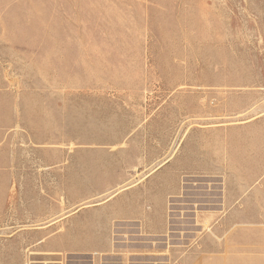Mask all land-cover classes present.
<instances>
[{"label":"rangeland","instance_id":"374dc122","mask_svg":"<svg viewBox=\"0 0 264 264\" xmlns=\"http://www.w3.org/2000/svg\"><path fill=\"white\" fill-rule=\"evenodd\" d=\"M0 104L23 158L0 264H178L228 184L211 158L264 121V0H0ZM106 223L112 253L60 251Z\"/></svg>","mask_w":264,"mask_h":264},{"label":"crops","instance_id":"0c3cea01","mask_svg":"<svg viewBox=\"0 0 264 264\" xmlns=\"http://www.w3.org/2000/svg\"><path fill=\"white\" fill-rule=\"evenodd\" d=\"M15 111L9 104H0V191H10L11 177L19 175L22 167ZM245 128L247 136L243 140L246 141H241V148L227 152L224 164L211 158L210 170L226 174L230 185L221 188L217 206L210 209L211 230L200 235L199 247L180 252L178 264H264V121L251 122ZM200 162H195L196 169L202 167ZM4 184L9 186L6 188ZM36 206L40 209V203L34 205V218L40 217ZM123 217L134 218L143 234H165L163 213L153 215L145 206L138 205ZM88 237L89 242L73 243L60 251L112 253L107 223L91 229Z\"/></svg>","mask_w":264,"mask_h":264}]
</instances>
